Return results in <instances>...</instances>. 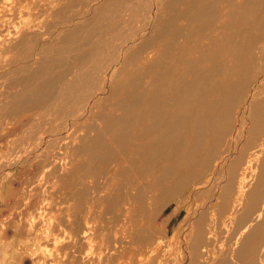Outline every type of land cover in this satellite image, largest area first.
<instances>
[{
  "label": "bare ground",
  "instance_id": "1",
  "mask_svg": "<svg viewBox=\"0 0 264 264\" xmlns=\"http://www.w3.org/2000/svg\"><path fill=\"white\" fill-rule=\"evenodd\" d=\"M159 1L23 0V21L0 27V97L4 115L22 120L26 200L66 195L37 239L67 219L72 248L88 237V253L146 264L135 257L152 244L161 207L219 158L215 215L230 209L238 248L212 264H264V0ZM128 16L147 25L105 51L101 73L103 35ZM96 33L99 48H87ZM223 144L228 155L215 159ZM204 223L191 224L194 250Z\"/></svg>",
  "mask_w": 264,
  "mask_h": 264
},
{
  "label": "rangeland",
  "instance_id": "2",
  "mask_svg": "<svg viewBox=\"0 0 264 264\" xmlns=\"http://www.w3.org/2000/svg\"><path fill=\"white\" fill-rule=\"evenodd\" d=\"M127 1L129 4H134L138 0ZM156 1L159 7L160 1ZM18 8L22 9L21 13L23 15V0H0V27H6L8 24L9 26H13L14 23L23 21V19H20V10H14ZM91 16L90 14L88 18H91ZM129 17L122 24L121 27L123 28L118 30V34L111 31L112 35L111 32L103 35L102 39L105 45L102 49H104L95 58L96 60L103 58L101 61L104 64H102L103 69H101V73H103V70L108 65V61H110L108 55H106L107 57H103L105 51L107 49L112 50L114 47L117 48L125 40L132 39L137 31L147 25V21L143 23L144 19L141 16L136 18L130 17V20ZM7 22L9 23L7 24ZM151 26L152 24L149 23L147 32ZM96 34L93 35V38L86 45L87 48H99L97 47V41L98 37L100 39L102 36L99 34L97 36ZM124 37L126 38L125 40ZM0 54H3V51L0 50ZM257 63L253 64L255 74L259 73L258 69H256ZM8 103L9 98L0 97V264H132L127 259L119 260L111 249L103 250L101 253H88L90 249L95 251L97 245L95 241L89 240L88 237H79L83 245L81 250L77 248V251L72 248L71 244H73V239L63 233L65 229H70V224L67 219H65L63 224L64 228L62 227L60 232L50 231L51 235L49 238L44 237L41 241H38L39 239L37 238L42 230L48 226L51 228V225H55V222L50 219V215L58 213L62 209L61 206L64 204L63 201H65L66 195L62 191L55 190L51 194L52 198L46 202L42 203L41 196L38 195L31 197L29 201L26 200L28 189H30L26 181L29 179V174L32 171L28 167H23V124L20 123L22 120L14 115H11L12 117L4 115V111L2 110ZM50 127L47 126V128ZM243 139L237 141V143L240 144L243 142ZM224 145L217 151L215 159L228 155L227 147ZM218 159L215 160V168H212L203 179L199 178L197 181L187 184L179 195L170 197L161 207L159 211L160 216L156 220H153L154 230L156 231V234L152 238L153 242L147 248L144 247L141 251H138L140 255H136L135 259L141 257L142 261L146 262V264H181V262L184 264H212L217 261L213 260V257L217 258L219 252L226 253L229 248H238V243L236 244V240L233 238L229 228V222L231 220L229 218L230 209L225 211V213L221 212L222 214L215 215L214 206L219 202L217 198L221 189L220 176L224 168L227 167V162L222 166L221 160L218 161ZM23 203H26L27 206ZM241 208L239 207L238 209L240 210ZM195 210L198 213L195 216H191V213ZM189 217L191 219L189 222L190 225L187 221ZM203 217H205L203 229L206 233L205 244L202 246L204 248L194 250V247L191 245V239L197 228H194L191 224ZM227 228L229 229L227 230ZM211 230L212 233L209 234ZM55 235L56 237H54ZM227 240H229V243ZM224 255L228 257L229 253Z\"/></svg>",
  "mask_w": 264,
  "mask_h": 264
}]
</instances>
